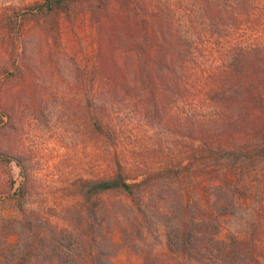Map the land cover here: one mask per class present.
Here are the masks:
<instances>
[{
	"label": "trees",
	"instance_id": "16d2710c",
	"mask_svg": "<svg viewBox=\"0 0 264 264\" xmlns=\"http://www.w3.org/2000/svg\"><path fill=\"white\" fill-rule=\"evenodd\" d=\"M113 1L40 0L0 22L10 38L32 23L57 49L62 21L78 13L99 34L109 23L118 29L112 69L99 49V69L87 80L97 87L86 96L99 108L94 132L114 158L109 174L72 186L86 216L77 241L64 243L67 229L49 237L34 222L21 220L17 232L16 221L2 220L0 264H114L122 236L100 234L111 226L141 234L157 210L149 194L161 183L179 187L175 224H164L175 264H264V0ZM121 93L130 122L172 137L157 167L119 158ZM112 197L126 201L105 206Z\"/></svg>",
	"mask_w": 264,
	"mask_h": 264
},
{
	"label": "rangeland",
	"instance_id": "374dc122",
	"mask_svg": "<svg viewBox=\"0 0 264 264\" xmlns=\"http://www.w3.org/2000/svg\"><path fill=\"white\" fill-rule=\"evenodd\" d=\"M37 1L40 0H0V22ZM157 2L175 5L176 0ZM258 3L254 1V5ZM117 30L109 23L105 32L99 34L89 18L78 13L62 21L59 49L32 23L12 38L0 34L2 234V220L16 221L17 232L21 220H27L35 226L41 225L42 236L50 237L67 229L61 235L64 243L69 238L77 241L76 234L82 229L79 225L86 216L82 200L72 186L79 179L109 174L114 158L109 143H104L94 132L92 123L99 116V108L97 104L89 107L86 96L92 99L97 94L96 85L91 90L87 80L99 69V49L109 63L104 68L112 69L116 42L113 32ZM115 60L121 64L124 58L116 54ZM126 96L121 93L122 104L115 106V113L122 109L119 117L126 123L118 143L119 158L130 167L141 165L142 160L144 165L157 167L162 159L161 151L170 153L172 137L160 127L143 133L136 120L130 122L132 106L125 100ZM149 195L157 210L146 220L141 234L132 230L121 234L115 226L100 234L106 241L122 236L125 248L113 258L114 264H143L141 251L150 256L148 264H175V255L168 251L171 230L164 224H175L173 212L179 187L161 183ZM119 201L126 200L112 197L103 203L117 207ZM73 230L75 236L70 234Z\"/></svg>",
	"mask_w": 264,
	"mask_h": 264
}]
</instances>
